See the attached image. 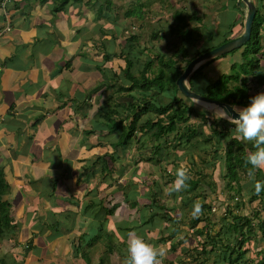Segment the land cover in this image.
Masks as SVG:
<instances>
[{"label":"crops","instance_id":"obj_1","mask_svg":"<svg viewBox=\"0 0 264 264\" xmlns=\"http://www.w3.org/2000/svg\"><path fill=\"white\" fill-rule=\"evenodd\" d=\"M64 1L9 0L0 10V174L10 185L5 198L12 204L10 214L16 225L0 237V264H88L89 258L90 264H99L95 252L102 240L92 236L119 233L120 228L132 226L128 223L144 218L139 209L130 205L133 193L139 207L155 192L163 193L158 196L167 203L168 197L160 190L164 185L173 187L174 195L180 197L181 190H175L178 169L185 168L188 175L181 189L190 188L189 179L204 173L194 158L199 151L205 155L201 167H214L211 156L215 150H222L218 167L226 166L222 164L226 142L219 144L218 138L195 140L193 145L175 150L171 147V159V153L168 159L161 154L159 158L157 153L154 160H142L150 144L147 137L137 131L138 137L118 145L121 129L111 131L104 113L116 104L121 109L120 103L127 104L131 99L128 92L119 90L121 83H131L124 76L126 55L122 54L121 43L125 44L128 37L142 41L139 29L147 28L144 15L159 25L152 33L153 43H161L162 25L166 22L173 27L178 16V23L186 24L193 49L199 41L207 43L200 47L205 49L243 33L246 4L242 0H67L63 4ZM253 1L258 7L254 42L259 39L262 47L249 52L257 61L255 73L249 78L257 94L264 91V0ZM209 4L213 11H207ZM140 11L143 13L136 16ZM204 11L210 13V20L202 18L200 13ZM185 14L187 23L185 18L179 19ZM122 24L123 34L115 30ZM7 26L10 30H6ZM149 31L147 28L146 35ZM219 58H213L214 65L211 62L204 68L210 79L226 73L213 74ZM210 123L207 120L208 125L203 127L207 136L212 134ZM226 123L235 137L250 145V140L235 132L232 123ZM226 123L219 121V129ZM212 141L216 144L211 145ZM101 156L105 160L97 159ZM182 161L185 165H181ZM167 163H173L172 167H165ZM105 164L109 167L106 172L102 168ZM254 178L255 174L241 181L243 190L237 193L238 201L253 191L257 182ZM221 183L224 184L222 180ZM126 191L128 200L123 193ZM112 197L121 202L106 219L104 232L99 231L100 203L110 207ZM211 197L209 194L208 200ZM122 220L121 225L118 222ZM127 229L124 231L129 236ZM161 229L154 227L145 233L138 228L131 233L146 236L161 248L163 242L157 240ZM79 242L89 253L87 260L76 246Z\"/></svg>","mask_w":264,"mask_h":264},{"label":"trees","instance_id":"obj_2","mask_svg":"<svg viewBox=\"0 0 264 264\" xmlns=\"http://www.w3.org/2000/svg\"><path fill=\"white\" fill-rule=\"evenodd\" d=\"M1 1L2 0H0V4L2 5ZM66 1L67 0H65L63 4H65ZM179 19L184 20V16H179ZM255 34L256 33L253 29L251 39L245 44L246 47L244 46V53H249L251 49H255L256 51L261 49L262 46L259 39H256L254 42ZM129 38L131 40H129L130 43H128L129 49L127 48L126 50V48H123L122 54H126V68L123 71L124 76L125 78L130 80L131 83L128 86H124L120 82L121 84L119 86V90H125L126 92H128L131 99L127 104L120 103V105H122L121 109H118L119 105L116 104L114 105L115 107L109 109L107 108L108 110L106 109V113H104L105 119L109 121L108 126H110L111 131L116 127L121 129V135L118 141V145L127 144L133 138L138 137L136 136L137 131L142 132L144 138L147 137V143H150L147 146L146 155L142 156V160L151 161L154 160V156L158 152L161 155H164L163 150L165 149V147H172L175 150L177 147H186L193 145L195 142V138H202V140L204 139V141L218 138L220 139V141H218L219 144H221V142L224 140L226 142V145L224 147L223 159L225 161L224 164L226 165L227 172L225 173L224 179L228 180L227 186L229 189L232 188L236 191V194H241L243 190L241 181L244 180L245 177L251 178L252 176H254V174L256 175L258 181H262V179L264 178V170L261 168L253 169V167L247 162V156L250 152L255 150L254 142L251 141L250 145H247L243 139L235 137L233 135V130H231L229 124L226 123L228 122L227 120H214L213 118H211L210 114L207 115L205 111L203 112H205L206 114H203L199 110L195 109V103L192 104L191 101H189L190 99L184 96L179 91L176 80L183 72L187 64L194 57L186 58V63L183 66L173 64L172 62H174L175 60L171 57H159L158 64L155 66L154 60L149 59L145 62V65L140 71L139 76L136 74L137 71L133 70L135 64H133L134 62L132 58L128 56V53H130L131 51L130 47L134 48L133 41L135 37ZM213 47L215 46H210L205 49L196 48L195 57ZM225 55L226 54L222 56ZM104 58H108L106 54L104 55ZM214 59H211L207 61V63L201 65L192 75V77L190 78V85L192 89L200 92L198 90L199 85L205 84L207 86V93H200L207 97L219 99L221 101H226L228 103H234L241 106L247 104L249 102V99L253 95H255L253 89L256 87H252L254 82H252V80L249 78V74L255 73V70L257 68V61L254 62L253 71L251 73H249L247 69L243 70L242 73L237 70L236 73L230 72L229 75L222 74L216 79H211L210 82L205 83L204 81L206 80L207 75L204 74V68L209 63L213 62ZM234 66L235 64H233L232 69L234 68ZM149 71H151L153 75H150L148 73ZM235 81H237L236 84ZM238 81H242V84L244 85H237ZM230 82L233 83L230 85ZM258 83L262 84V81L260 80L258 81ZM166 88L168 91H171L173 93V96H171V100L169 102L156 104L154 102L151 103L150 99L146 100L150 97L149 95L152 91V95H154L155 97L151 99H153L154 101L158 100V96L162 95L163 91H165ZM134 89H138V95L133 92ZM121 113H124L123 116L121 115ZM193 113L197 115V117H202V121L205 123H207V120L211 121V136L206 135L205 130L202 127V122L197 123L198 125L196 124L195 126L190 123L191 118L195 116L193 115ZM113 115H115L114 118ZM145 117L147 118L143 119ZM212 120L214 121L212 122ZM217 121L225 122L226 126L222 130H220ZM232 126L235 125L232 124ZM164 142H166L165 145ZM215 152V154H217L219 151L215 150ZM104 156L97 157V159L100 161L105 160ZM105 165L104 167H102L104 172H106V170L109 168L108 165ZM242 173L244 174L242 175ZM188 183L190 184V188L181 190L180 192L182 193L180 194L185 195V202L186 199L190 200L188 203L192 205V207H194V205L197 203L201 205L200 214L197 213L194 216L190 217V222L192 227H197L199 222H205L202 227L198 228V230H200L199 234L205 235L206 237L201 246L202 250L208 252L207 245L210 242H212V248H215L216 245L218 246L220 244L218 248L222 249V252H218L216 251V249L214 250L216 252V256H220L221 258H223V260L217 264H264V247H260V249L258 250L259 255L256 257V259L248 256L250 254V248L246 247V243L251 241L252 236L254 235H257L259 239L264 243V217L262 216L264 210V188H262L260 192H257L254 186L253 191H248L247 195L250 197V203L258 200L260 204L259 207H254L249 213L237 212V208L233 209V206H230L229 202L228 204L226 203V201L217 202L220 203L219 209L222 206L227 205L222 217L218 222L223 227V232L228 239V241H226L225 239H223L221 232L212 233V231H210L213 229L215 224L213 215L216 214V206L212 201H208V196L209 194H211L210 190L212 192L215 184L206 181L201 176L198 178H190ZM9 190L10 185L6 181L5 177L0 174V237L4 236L5 232H8L16 227V225L14 224V219L10 214L12 204L5 198ZM193 193L195 195H193ZM160 194L163 193L155 192L154 194L149 195L147 202H144L141 207H139V202L137 201V199H135L134 194H132L133 198L130 201V205L135 210L139 209L141 211V215L142 217H144L141 222L134 221L132 223H128V225L132 226L129 228L128 226L126 228H120L119 233H105V235L104 233H98L97 236H92L93 239L100 238L102 241L104 239H107L106 243H104V246L106 248L105 250L113 252L116 248L122 246L124 244V241H127L129 236L127 232L124 231L127 228L129 233L136 232L135 230L138 228L141 230L143 228L146 233V229L154 228L156 222H158L159 224L162 222V224H165V226L171 230L168 234H166V230L164 231V229H161L162 234L159 238H157V240L158 242H163L166 244L170 243L169 248L172 252H174L177 248L176 245H174L172 239H174V236L178 231L177 226L174 227L177 224L175 220L178 215V212L174 209H177V207L175 206L173 208L170 207L167 203L162 202L160 199L161 197L158 196ZM187 194L189 196H187ZM196 197H200V199L196 200ZM125 198L127 200L130 199V195L127 194ZM236 198V195H230L229 201L236 203V206L243 205V200L238 201L236 200ZM115 200L116 199L114 197L110 198V207H106L102 203H100V207L97 213V229L99 231H103L104 229H106V219H109V217L115 213L116 208L121 202ZM221 213L222 212H220V214ZM227 214L231 216V219L227 217ZM145 237L146 236H144V238ZM168 240L171 241L167 242ZM81 244L82 243L79 242L76 246L79 247V252H81V250L83 251L81 254L87 260L89 253L84 251L83 245ZM195 249L198 250V248ZM259 257L261 259H259ZM87 262L88 264H90V258L87 260ZM163 262V264H180L176 263L172 259H166ZM201 262H205V260H202ZM104 263L105 262L103 260H100L99 262V264ZM125 264H127V257Z\"/></svg>","mask_w":264,"mask_h":264},{"label":"rangeland","instance_id":"obj_3","mask_svg":"<svg viewBox=\"0 0 264 264\" xmlns=\"http://www.w3.org/2000/svg\"><path fill=\"white\" fill-rule=\"evenodd\" d=\"M164 3H166V2H164ZM209 7L210 8H207V11H213L214 8L211 7V5ZM2 9L3 8L1 5L0 10H2ZM131 13L133 14V11H131ZM142 13L143 12L140 11L139 13H137L136 16L139 17L140 14H142ZM146 13L148 14V12H146ZM200 15L202 16V18H204V20H206V21H207V19L210 20V13L204 11V13L201 12ZM146 16L147 15H144L143 18L144 19L146 18L147 28H148V31L149 30L150 31H149L148 35H146V29L147 28L142 29V30L139 29L140 30L139 33L142 35V38H141L142 41L141 42L137 41L135 38L134 42H133L134 48L130 47L131 51H130V53H128V56L131 57L133 62H134L133 64H135L133 70L137 71L136 72L137 75H139L140 71L143 69V66L145 65L146 61L151 59V60H154L156 63V60H158V58H157L158 56H160L161 58L171 57L175 60L174 62H172L173 64H178L181 66L185 65V63H186L185 59L186 58L195 57L196 48L194 47V49H193L194 45L192 43L193 41H192V38L190 37V33L189 32L186 33V29H185L186 24H184V26H183L182 22L178 23V16H177V19H175V21H174L173 27L168 25L169 23H166V22L162 25V29H161V35L162 36L159 38V39H161V43H159V42L153 43L152 42V38H154L152 33L155 31L156 26H159V25H154V24H157L158 22L155 20H153V21L148 20ZM149 16H150V14L148 15V18H149ZM184 18H185L184 22L187 23L188 22V16L186 14L184 15ZM129 27L131 28V24H129ZM115 30H117L119 33L123 34L125 31L124 24L118 25L117 27H115ZM120 40H122V42H123L122 38H120ZM128 40H129V37L125 38V42H126L125 44L121 43L122 48H124V49L126 48V50H127V48L129 49ZM196 41H198V39ZM201 43L202 42H200V41L198 42V45H196L197 48H200L201 46L207 45V43H206V45L204 42L202 44ZM145 50H147L148 52H145ZM244 50H245L244 48L242 50H239V49L233 50L229 53H226L225 56H220L219 60L217 59L218 62L217 61L215 62V64L218 65V67L216 66V68H219V69L215 68V70L213 71V74H214V72L219 74V72L221 71L220 73L226 72L224 74L229 75L230 72L236 73L237 70L240 71V73H242L243 70H245V69H247L248 72L251 73L253 71V65H254V62L256 60H255V57L252 56V54L244 53ZM154 53H156V54H154ZM124 59H126V56ZM125 63H126V61H125ZM213 63H214V61L212 62V64ZM233 64H235V66L232 69ZM148 73L150 75H153V73L151 71H149ZM208 77L204 81L205 83L211 81V79ZM232 83L233 82H230L229 84L231 85ZM236 83H237V81H235V84ZM237 85L242 86L244 84H242V81H238ZM137 90L138 89H134L133 92L138 95ZM198 90L200 92L207 93V86L205 84H200L198 87ZM152 93H153V91L149 95L150 96L149 98L146 97L147 98L146 100L150 99L151 103L154 102V100L151 98L155 97L154 95H152ZM172 94L173 93L171 91H168L166 88L165 91H163V94L161 95L160 100L162 102H166L167 99H169V98H171V96H173ZM160 100L158 99V101H155V103L161 104L162 102ZM193 103H195V107H196L195 109L199 110L203 114H206V113H207V115L209 114V111H207L205 108H203L199 103L194 102V101H193ZM203 111H205L206 113ZM193 115H195V114L193 113ZM202 119H203L202 117H197V115H195V116H193V118H191L190 123L195 126L197 123H200L202 121ZM207 125H208L207 123H204V124H202V127L207 126ZM203 129L206 131V127ZM195 140H196V142H198V141L202 142L203 141L202 138L201 139L195 138ZM165 144H166V142H164V145ZM213 144H216V142L212 141L211 145H213ZM153 150H154V148H153ZM164 150H166V152L164 153L165 156L164 155L163 156H164V158H167V156H170L171 147H165ZM167 150H169V151H167ZM221 152H222V150H221ZM221 152L211 156L212 161L214 162V164H213L214 167H201V166H204V164H205V162H202V160L205 158V155H200L201 151H199L197 156H195L194 158H195V162H197L198 167L200 168V171L204 172L201 175V177H203V178L206 177L207 180H209L211 183L215 184L212 192H210L212 197L209 199H211V200H208V201H212L213 204L216 206L215 207V209H216L215 213L216 214L213 215V219H214L215 224H214L213 229L210 231H212V233L213 232L214 233L221 232L223 239L228 241L227 237L225 236V234L223 232V227L221 226V224L218 223L220 218L222 217L223 212L225 211V207L227 205H224L219 209L220 203H217V202L226 201L227 204L229 202L230 206H233V209L237 208L236 211L239 213H242V212L249 213L250 211H252V209L254 207H259L260 204H259V201H255L253 203H250V197L246 194L243 195V197H244L243 205L236 206V203L229 201L230 195H236L237 196V194H236V191L234 189L228 188V186H227L228 180L224 179L225 176H223V173L227 172L226 166L225 167H218L219 161H220L219 156H221L219 154ZM173 156H174V154L171 153L170 159ZM158 157L160 158L159 152H158ZM184 161L181 162V165H185L183 163ZM223 162L225 163L224 159L222 160V164H223ZM172 164L170 165V163H167V165L165 167H172ZM222 164H220V166L224 165V164L223 165ZM187 167H189V166H187ZM198 167H196V168H198ZM170 169H172V168H170ZM220 169H221L222 173H220ZM243 174L244 173H242V175ZM189 175H191V174H189ZM256 178H254L255 179L254 182H256ZM250 179L251 178L248 177V180H250ZM221 180L223 181L224 184L221 183ZM257 182H258V180H257ZM220 183L223 185L221 191L219 190V186H218V185H220ZM135 190H137V189H135ZM173 190H174L173 187L164 185V188H162L161 191L165 192V195L168 197V198H166L167 200H165V201H167V203H170L169 204L170 207H173V208L175 206L177 207V209H174L175 211L178 212L177 218L175 217L176 218L175 222H177V224L175 223L176 225L174 227L177 226L178 231H177L176 235L174 236V239H172L173 243H174V245H176L177 249H176L175 253H172L170 248H167L170 246V243H167V244L162 243L163 246H161V248L164 249V252H165L164 256L162 257V264L164 263L163 261H165L166 259H168V260L172 259L176 263H180V264H203V263L204 264H217V263H219L220 261L223 260V258H221L220 256H216V252L214 249H216V251H218V252H222V249L218 248L220 246V244L218 246L216 245L215 248H212V245H211L212 242H210L207 245L208 252L205 250L204 251L202 250L201 246H202L203 241L206 239V237H205V235L199 234L200 230H198V228L202 227L205 222L204 221L199 222L197 227H192L191 222H190V217L194 216L193 215L194 207H192V205H190L188 203L190 201L189 199L186 200V202H185L184 196H181V194L179 195L180 197L175 196L174 193H176V191H173ZM175 190H177V189H175ZM180 190H185V189H180ZM128 193L129 192L126 191L124 194L127 195ZM193 195H195V194L193 193ZM237 198H236V200H238ZM199 199L196 197V200H199ZM136 212L137 213L135 214V216L136 215L138 216L139 211H136ZM220 212H222V213L220 214ZM199 214H200V212H199ZM127 216L129 217V215H127ZM262 216L264 217V210H263ZM227 217L230 218L231 216H229V214H227ZM129 219H132V221L135 220L133 218V216H130ZM118 223L123 224V220H122V222L119 221ZM155 227H158V228L162 227V229H164V231L166 230V232H165L166 234H168L171 230V229H168V227H166L165 224H162V222L160 224L158 222H156ZM93 230L95 231L94 228H93ZM254 236H256V237H254ZM254 236H252L251 241L246 243V247L250 248V254L248 256L256 259V257L259 255L258 250L260 249V247H264V243L259 239V237L257 235H254ZM106 240L107 239H104L103 241H101L100 244L98 243V250H96V252H95V254L98 255V262H100V260H103L105 262L104 264H125L126 257L128 255V253H127L128 239H127V241H124V244L122 246H119L113 252L105 250L106 248L104 246V243H106ZM170 241L171 240H168L167 242H170ZM195 248H198V250H196ZM118 250H119V252H118ZM168 250H169V252H168ZM259 259H261V258L259 257ZM202 260H205V262H201Z\"/></svg>","mask_w":264,"mask_h":264},{"label":"clouds","instance_id":"obj_4","mask_svg":"<svg viewBox=\"0 0 264 264\" xmlns=\"http://www.w3.org/2000/svg\"><path fill=\"white\" fill-rule=\"evenodd\" d=\"M198 103L209 111L211 118L223 119L235 125V132L242 138L253 141L255 150L247 156V162L253 169L264 168V91L253 95L243 106L234 103H216L210 106L199 99ZM178 179L175 184L177 190L185 186L188 179L187 170L177 171ZM264 182L258 181L255 190L260 192ZM201 211V205L195 204L193 215ZM127 264H162L164 249L153 245L139 234H129L127 242Z\"/></svg>","mask_w":264,"mask_h":264},{"label":"water","instance_id":"obj_5","mask_svg":"<svg viewBox=\"0 0 264 264\" xmlns=\"http://www.w3.org/2000/svg\"><path fill=\"white\" fill-rule=\"evenodd\" d=\"M242 2H244L247 6V12L245 16V27L243 33L239 36L225 41L224 43L216 47L204 51L193 59H191V61L187 64L183 72L177 78L176 84L179 91L190 100L198 103L200 99L202 101H206L209 104H212V106H214V104L216 103L230 104L226 101L207 97L202 93L195 91L190 85V78L197 71V69L206 61L222 56L235 49L241 48L245 46V44L251 39L253 24L256 18L258 7L253 0H242Z\"/></svg>","mask_w":264,"mask_h":264},{"label":"built area","instance_id":"obj_6","mask_svg":"<svg viewBox=\"0 0 264 264\" xmlns=\"http://www.w3.org/2000/svg\"><path fill=\"white\" fill-rule=\"evenodd\" d=\"M7 2H9V0H2V5H3V7L5 6V4H6ZM6 30H10V26H7V27H6Z\"/></svg>","mask_w":264,"mask_h":264},{"label":"bare ground","instance_id":"obj_7","mask_svg":"<svg viewBox=\"0 0 264 264\" xmlns=\"http://www.w3.org/2000/svg\"><path fill=\"white\" fill-rule=\"evenodd\" d=\"M209 104V103H208ZM210 106H212V104H209Z\"/></svg>","mask_w":264,"mask_h":264}]
</instances>
